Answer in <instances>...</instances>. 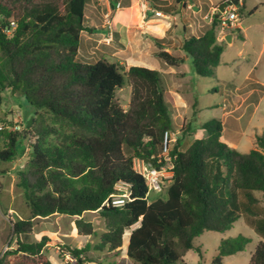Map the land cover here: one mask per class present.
I'll return each instance as SVG.
<instances>
[{"label":"trees","instance_id":"trees-1","mask_svg":"<svg viewBox=\"0 0 264 264\" xmlns=\"http://www.w3.org/2000/svg\"><path fill=\"white\" fill-rule=\"evenodd\" d=\"M180 1L161 8L177 14ZM245 1L238 8L241 16ZM88 2L0 0V104L10 90L36 110L30 128L0 130V161L17 159L18 145L28 137L34 140L20 181L30 215L12 221V249L0 255V264H54L49 237L30 241L29 235L35 218L55 214L74 217L86 238L83 245L66 247L78 264H90L85 255L93 235L99 237L96 250L114 254L124 248L127 236L126 254L135 264L181 262L191 250L202 252L195 241L204 232H227L241 218L264 238V205L256 195L264 194V135H256L255 148L240 152L222 140L223 123L217 119L202 125L206 137L194 140L186 151L174 145V175L165 196L148 199V184L134 169V159L157 168L163 164V138L172 130V118L161 72L136 65L125 69L104 57L81 60V34L92 30L86 27ZM218 23L214 16L202 34L184 40L182 50L202 77L215 73L226 46L219 40ZM234 30L244 40L241 29ZM156 56L169 67L185 63L165 50ZM126 84L132 89L128 109L116 98ZM118 183L128 186L133 200L121 207L103 205L119 191ZM89 212L105 218L106 231L98 233L86 221ZM250 241L242 235L222 239L214 263L244 251ZM248 264H264V240L256 244Z\"/></svg>","mask_w":264,"mask_h":264},{"label":"rangeland","instance_id":"rangeland-1","mask_svg":"<svg viewBox=\"0 0 264 264\" xmlns=\"http://www.w3.org/2000/svg\"><path fill=\"white\" fill-rule=\"evenodd\" d=\"M213 1L214 7H219L216 3L220 4L221 0ZM121 3L122 6L125 5L124 1ZM96 4H98L97 0ZM98 7L104 8V6ZM211 7L210 2L208 6L204 7L201 14H195V10H186L185 14L174 15L175 18L154 16L153 18L157 20L151 24L153 28L149 32H141L142 29L138 24L140 16L136 5L132 12L130 11L131 19L125 26L126 31L124 33L116 32L111 44L105 43L103 35L99 36L95 41V46L98 47L96 51L102 55V58L121 63L125 69L130 65H136L159 72L163 71L161 80L165 91L168 92L165 98L172 118L171 132L177 140L172 146L178 145L181 151H186L194 140L206 137L207 132L202 128V125L217 119L223 123L224 142L228 144L231 140H235L237 142L236 149L247 153L256 147V135H264V0L246 1L247 8L258 7V10L252 15L245 14L239 19L245 39L239 38V32L234 30V40L231 43H226L220 65L213 75L199 76L195 72L190 56L179 67H168L156 56L158 51H166L162 42H157V40L164 34L171 22L176 23L179 28L177 29L172 24L170 29L165 32V41L177 50L179 56L183 55L182 47L185 40L183 25L188 24L183 19L187 17L191 21L195 20L208 25L211 23L213 15ZM123 13L122 9L117 13V16H122ZM207 15L208 17H206ZM184 21L185 23H183ZM117 26L120 27L116 24L115 29ZM100 30L102 31V29ZM137 44H141V51H148V53L145 52L141 58L137 59L140 62L135 63L133 58L136 59L137 55L133 54V49ZM81 56L82 60L86 58L84 52ZM95 60L94 58L89 61ZM254 82L262 84L260 89L254 90L259 87V85L251 86ZM131 91L129 84L117 91L116 98L124 109L129 108ZM169 92L176 93L178 100L174 99L173 102ZM35 113V108L27 102L25 97L13 94L10 90H6L2 94L0 126L3 129L13 127L17 123L26 129L27 123ZM33 141L28 137L23 144L18 145L19 157L17 159L11 162L0 161V255L12 249L9 248L12 221L15 218L26 219L30 215L20 181L21 174L26 171L28 165ZM178 142L179 144H177ZM3 147V142L0 139V151ZM24 149L26 150L21 156ZM169 183V181L166 183L164 193H150V201L163 198ZM256 195L263 200L264 205V194L257 192ZM84 217L86 221L93 223L98 233L106 231L105 218L99 212L85 213ZM34 224L29 240L39 241L43 236L49 237L50 241L47 246L52 262L54 264H71L65 259V255L69 253L67 245L78 247L84 244L82 236L76 228L75 218L55 214L47 218H35ZM138 225L139 223L132 228ZM240 235L249 237L250 243L247 244L244 251L224 257L221 264H248L256 244L264 238L249 227L242 218L227 232H204L195 241L196 245L202 248V252L191 250L184 256L183 261L176 264H216L214 260L220 251L221 240L236 238ZM89 241L92 246L91 250L86 253L85 260L91 261L90 264H135L126 254L127 236L124 240V248L118 254L109 253L107 250H96L94 245L99 242V237L93 235Z\"/></svg>","mask_w":264,"mask_h":264},{"label":"crops","instance_id":"crops-1","mask_svg":"<svg viewBox=\"0 0 264 264\" xmlns=\"http://www.w3.org/2000/svg\"><path fill=\"white\" fill-rule=\"evenodd\" d=\"M121 1L125 2L124 6H122ZM146 1H147V4L149 5V10L144 12V11L141 10V7H140L141 0H112L113 3H117V2L121 3V8L114 13L115 24L120 26V27H118V26L116 27L115 33L116 32L124 33L126 31V27L125 26H126V24H129V21L131 19L130 11L132 12L133 8L136 5H137V9L139 11V16H140V19L138 20V24H139V26L142 29L141 32H149V30L153 28L151 26V24L153 22H156V20H157V19L153 18L154 16L156 17V14H155L156 11L162 12L163 16H165V17H170V18L173 17V18H175L174 15H176V14H168L164 10H162L161 7L170 6L171 4H174V2H176L178 0H146ZM223 1L224 0H221L220 4ZM246 1H245V7H246ZM210 2L212 4V7H211V12H212L217 7V6L214 7V1L213 0H181L179 2V4L176 5L177 11H178V9L180 11L177 14H185L186 10H195V14H201L203 9H204V7L206 5L208 6L210 4ZM242 2H243V0H239V4L238 5H233V6L236 9H238L240 7V5L242 4ZM184 4L187 5V9H183V5ZM216 4L220 5L219 3H216ZM98 6H99V4H96V0L95 1L89 0L87 12H86V27L91 28L92 30L90 32L85 30L81 34L79 58L81 59V57H82L81 55L84 52L86 58L83 61H89L90 59H94L95 58L96 59L95 61H89V62H96V61H98L99 59L102 58V55L97 53V51H96V48H98V47L95 46V41L101 35H103V37L105 38L106 34H107V31H106V29H104V26H103V13L105 11V7L101 8V7H98ZM189 6H192V9H190ZM122 9L124 11L123 15L122 16H117V13L120 12ZM250 10H252V9H249V8L246 7L245 14L248 13V11H250ZM207 14H209V13H207ZM239 15H240V13H239ZM206 17H208V15ZM241 17L242 16L240 15V18ZM183 20H185L188 23L186 25L185 21L183 22V23H185L183 25V33H184L183 38L187 39L191 35L199 36L200 34L203 33L202 32V28L205 25L202 22H196L195 20L191 21L189 18L187 19V17H185ZM161 21H164V20H161ZM169 24L170 25H169V27H167L166 31L170 29L172 24H174L177 29L179 28L176 23L171 22ZM237 27L241 29V31H242V33L244 35L243 27L241 25V22L238 23ZM100 29H102V31ZM165 32H164V34L161 37H159L162 40L161 44L164 46V49H166V51H168L169 53H171L174 56L183 57V58L186 59L188 56H186V54H185V52L183 50L182 51L184 52V54L179 56L180 54H177V50L175 48H173L170 45V43L165 41ZM229 33H232V32H228L227 35H229ZM234 37L235 36L233 34L232 41L234 40ZM244 39H245V35H244ZM140 45L141 44L135 45L134 49H133L134 50L133 54L137 55L136 59L133 58L136 61L135 63L140 62V60H137V59L141 58V56H143L145 54V52L148 53V51H141L142 47ZM121 53H122V51H121ZM117 54H120V52H117ZM89 56H91V57H89ZM169 71H171V70H169ZM162 73H163V71L161 72V75H162ZM181 74H184V73H181ZM256 85H259V87L258 88H254V90L260 89V85H262V84L259 83V82H254V83L251 84V86H256ZM167 93L168 92L165 91L166 95H167ZM169 94H170V97L173 100V102H174V99L178 100V97H177L178 95L176 93L172 94V93L169 92ZM176 108H178V107H176ZM222 140L223 141L225 140L224 137H222ZM228 145L233 147V148H236L237 142L235 140H231L230 142H228ZM82 240H83V242H85L86 238L82 236ZM47 249L49 250L48 246H47Z\"/></svg>","mask_w":264,"mask_h":264},{"label":"built area","instance_id":"built-area-1","mask_svg":"<svg viewBox=\"0 0 264 264\" xmlns=\"http://www.w3.org/2000/svg\"><path fill=\"white\" fill-rule=\"evenodd\" d=\"M99 6H104L105 11L103 13V26L106 29L107 34L104 39L106 44H111L114 40L115 36V21H114V13L121 8V3H113L112 0H97ZM141 10L146 12L149 10V5L146 0H141L140 2ZM192 9V6H189ZM156 16H163L162 12L156 11ZM211 22L213 21V17L218 15L216 18L219 21L218 35L219 40H225L228 32H231L235 28H238V23L240 19L239 11L234 6H229L225 9L224 12H220L218 7H216L212 11ZM13 24V23H12ZM14 26V24H13ZM3 127L0 126V130ZM10 131H22L23 127L20 123L15 124L13 127H8ZM177 140L173 137V133L171 130L166 131L164 133L163 138V149H162V160H160L162 164L161 167L157 168L154 166H149L144 160L135 158L134 159V169L140 173L146 180L148 184V193L147 197L149 199V195L152 192L157 194H162L165 192L166 183L173 177L174 175V157L171 155V151L174 147L172 144H175ZM119 191H115L110 194L107 199L104 201L103 205L109 204L113 207H121L125 205L127 202L132 201L129 193V188L127 185L123 183H118L116 185ZM150 200V199H149ZM6 252V251H5ZM4 252V253H5ZM3 253V254H4ZM66 261L71 264H78L77 259L67 253L65 255Z\"/></svg>","mask_w":264,"mask_h":264},{"label":"water","instance_id":"water-1","mask_svg":"<svg viewBox=\"0 0 264 264\" xmlns=\"http://www.w3.org/2000/svg\"><path fill=\"white\" fill-rule=\"evenodd\" d=\"M238 4H239V0H227V1L223 2V3H221V4L219 5L218 9H219L220 12H224L225 9H226L227 7H229V6H233V5H238ZM217 16H218V15H216V17H217ZM232 38H233V34H232V33H229V35H227V36L225 37V41H226L227 43H231V42H232ZM33 121H34V117H32V118L29 120V122L27 123V125H26V128H27V129L31 127V125L33 124Z\"/></svg>","mask_w":264,"mask_h":264}]
</instances>
